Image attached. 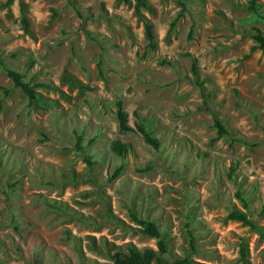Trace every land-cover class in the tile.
<instances>
[{"label":"rangeland","instance_id":"1","mask_svg":"<svg viewBox=\"0 0 264 264\" xmlns=\"http://www.w3.org/2000/svg\"><path fill=\"white\" fill-rule=\"evenodd\" d=\"M182 2L141 10L152 50L133 0H0L4 64L55 86L29 102L0 67V264L102 263L127 245L156 247L131 213L158 225L166 264H242L243 237L247 264H264V240L228 218L241 209L264 226V51L252 38L264 22L249 0ZM116 99L158 150L119 131ZM116 139L130 146L123 157Z\"/></svg>","mask_w":264,"mask_h":264},{"label":"trees","instance_id":"2","mask_svg":"<svg viewBox=\"0 0 264 264\" xmlns=\"http://www.w3.org/2000/svg\"><path fill=\"white\" fill-rule=\"evenodd\" d=\"M10 1L11 0H8V2ZM68 1L71 2L72 4V0H68ZM118 1H122L125 4H129L131 0H118ZM133 1H134L133 4L134 14L137 17V20H139L143 24L144 36L145 39L147 40V47L149 49L154 50L157 46V38L153 30V25L150 22V20L141 12L142 9L150 10L148 0H133ZM176 2L178 5L181 6V9L184 8V3L182 2V0H176ZM72 5L74 6V4ZM248 6L252 12L259 14L264 22V11L263 13L259 11L260 6L257 4V1L249 0ZM19 10H20V22H21L22 30L26 34H29L30 33L29 21L26 15L24 14L25 8L23 2L20 3ZM252 38L257 48L264 51V34L258 28H253ZM97 66H98V70H100L99 69L100 63H98ZM0 67L3 69L7 77L12 81V84L15 87L21 89V91L27 97L29 102H32L37 99L38 97V92L36 90L37 88H42L47 90L55 89L54 85L47 84L42 81L24 80V76L20 71L10 68L4 64V59L1 55H0ZM61 80L62 82L68 81L66 71H64ZM1 89L3 94L6 95L7 88L1 87ZM113 103L115 106L114 116L116 118L119 131L122 133L135 132L152 149L158 150L160 147V140L156 136H154V134L150 130H148L147 126L142 121L139 114L136 111H133L134 120L131 124L129 122L128 113L123 107V101L121 99H116L114 100ZM214 126L216 128V132L218 136L227 133L224 124L219 119H214ZM76 138H77L76 147L81 148L80 141L82 139V136L80 134H77ZM111 149L117 156L123 157L128 153L130 146L122 142L121 140L116 139L111 142ZM146 168L150 169L151 165H148ZM120 170H121V166L115 168L109 180L116 178L119 175ZM236 196L240 199V201L244 205H247L243 196H240L239 193H237ZM131 217L135 221V223L138 224L140 228L139 231L141 233L155 239L156 247L146 246L141 249H137L132 245H127L124 248L115 250L110 257V260L107 262H102V263L90 262V263H82V264H153V263L166 264L167 261L165 259V255L168 253L169 249L167 242L164 239L158 225L153 221L139 218L134 213H131ZM228 218L241 222L242 225L248 227L250 232L256 233L260 240H264V226L260 225L256 220L252 219L249 216V214H247L244 210L237 209L231 211L228 214ZM246 244H247L246 237H243L239 243V253L242 264H247ZM172 264H191V261L185 258L182 260H175L173 261Z\"/></svg>","mask_w":264,"mask_h":264}]
</instances>
